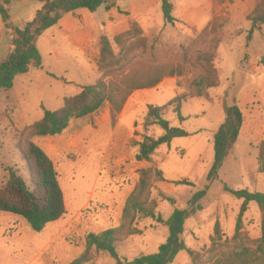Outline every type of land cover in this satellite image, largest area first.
<instances>
[{
  "label": "rangeland",
  "instance_id": "rangeland-1",
  "mask_svg": "<svg viewBox=\"0 0 264 264\" xmlns=\"http://www.w3.org/2000/svg\"><path fill=\"white\" fill-rule=\"evenodd\" d=\"M172 1L191 15H200V22L206 24L197 27L181 21L174 11L179 21L168 24L161 5L154 0H129L122 13L105 7L86 10L90 17H85V25L69 14L73 27L57 24L38 38L43 67L17 76L9 93L0 90V184H4L9 177L7 167L18 168L27 177L20 148L31 126L43 117L44 108L57 110L82 86L123 73L133 72L143 81L165 76L161 86L136 90L116 122L107 105L73 121L62 135L33 138L56 166L66 213L37 232L23 217L0 211V264H70L85 251L89 233L121 224L126 201L139 184L143 168H157L165 177L152 183L157 213L167 219L176 206L186 209L191 197L208 184L215 157L214 134L226 117L224 103L238 104L245 123L218 179L209 184L201 201L203 209L185 223L183 238L194 255L183 250L172 264H215L223 251L237 246L232 239L243 201L226 192L224 185L264 192V173L259 170L264 141V23L251 33V19L259 17L255 11L261 0ZM40 6L38 0H12L13 25L23 28ZM141 6H147V11L142 12ZM91 22L106 23L99 28ZM132 22L138 23L142 34L123 37L117 45L114 38L131 29ZM76 30L93 37L83 42ZM104 35L112 40L120 62L101 69L97 62ZM13 37V30L7 29L0 17V60L11 51ZM208 55L214 56L213 65ZM198 79L213 87L206 86L200 95L194 86ZM175 98L179 102L166 108L164 118L190 134L161 145L151 161H138L135 141H142L144 135L158 138L164 134L159 126L145 127L148 106H165ZM177 104L184 122L175 112ZM179 180L192 185L176 184ZM168 197L174 198L176 205ZM217 221L223 240L213 248L211 237ZM135 227L139 233L116 244L123 262L156 253L169 235L168 227L152 218L138 219ZM242 237L239 243L247 246L261 237V214L255 202L249 204L244 216ZM91 255L88 264H118L108 253L92 251Z\"/></svg>",
  "mask_w": 264,
  "mask_h": 264
},
{
  "label": "trees",
  "instance_id": "trees-1",
  "mask_svg": "<svg viewBox=\"0 0 264 264\" xmlns=\"http://www.w3.org/2000/svg\"><path fill=\"white\" fill-rule=\"evenodd\" d=\"M42 7L37 11L35 18L28 21L23 28L14 26L11 21L10 8L12 0H0V17L7 29H12L11 51L0 60V90L9 93L15 85L17 76L26 74L31 68L41 69L43 58L37 45L38 38L48 29L57 25L65 14L78 9H87L91 12L105 7L107 10L117 7L119 0H38ZM165 22L175 24L178 19L174 16V5L171 0H161ZM120 10V9H119ZM255 12L259 17H254L252 30L264 23V0H261ZM142 34V29L137 22H132L131 29L116 36L114 42L122 44V38H132ZM213 55H208V62L213 65ZM120 62L114 51L112 40L104 35L100 39V56L98 66L101 69L112 67ZM149 77L146 81L138 75L129 72L121 77L110 80L101 79L95 84L84 85L79 93L64 100V104L57 110L44 108L43 117L30 128L29 137L20 148L21 159L24 163L23 170L27 177H23L20 170L7 167L8 181L0 184V211L9 212L23 217L37 232H42L45 227L60 220L66 213L64 191L61 187L56 166L46 151L33 141L34 137H55L62 135L75 120L87 118L109 105L113 122H116L131 95L139 89L154 88L164 78ZM195 89L201 95L206 86L213 87L207 80L198 79L194 83ZM178 98L170 101L165 106H148L145 117V127L159 126L164 134L158 138L144 135L142 141H135L138 146L136 159L138 161H151L154 152L163 144L170 145L173 139L186 137L190 133L182 127H174L164 118L167 107L178 103ZM226 117L214 134V162L207 175L206 188L196 192L188 202L186 209L175 207L172 215L165 219L157 213L158 203L152 196V183L156 180L164 181L163 172L157 168H143L140 171L139 184L128 197L118 227H112L100 232L89 233L86 237L85 251L70 264H88L92 260V251L105 252L118 261V264H172L177 255L187 250L190 255L194 252L189 249L183 238L187 219L203 209L201 201L207 195L210 183L219 177V172L224 161L229 156L236 144L241 129L245 123V115L238 104L223 105ZM181 122L185 121L181 106L175 107ZM259 170L264 173V141L260 145ZM176 184L192 185L188 180L176 181ZM224 190L235 198L242 200V205L237 217L234 241L237 246L229 252L223 251L222 258L215 264H264V192L250 191L248 189H233L224 185ZM176 205L174 198H166ZM255 202L261 214V237L252 246L242 242L244 216L249 210V204ZM140 218H152L157 223L168 227L169 235L154 254L142 255L133 261L123 262L117 252L116 244L122 242L129 235L139 233L135 223ZM223 240L221 224L216 222L214 235L211 237L213 248ZM228 239H226L227 241ZM225 241V242H226Z\"/></svg>",
  "mask_w": 264,
  "mask_h": 264
},
{
  "label": "crops",
  "instance_id": "crops-1",
  "mask_svg": "<svg viewBox=\"0 0 264 264\" xmlns=\"http://www.w3.org/2000/svg\"><path fill=\"white\" fill-rule=\"evenodd\" d=\"M128 1L129 0H119V2L117 3V7H115V8H112V9H114V10H117L118 12H120V13H122V10H123V4H126V3H128ZM157 4H158V6H160L161 5V0H154ZM172 1V0H171ZM172 3H173V5H174V12L176 13V14H178L177 16L178 17H180V19H181V21L182 20H185V21H187V22H190V23H192L193 25H196L197 27L199 26H201V25H205V24H203V23H201L200 22V15H198V16H193V15H191L188 11H186V9L185 8H183L182 6H177L173 1H172ZM40 8H41V6H40ZM39 8V9H40ZM112 9H110V10H112ZM120 9V10H119ZM86 10L87 9H78V10H76V11H74V12H71V13H67L61 20H60V22L58 23V24H60V26H62V27H64L65 29H68V28H71V27H73V24H74V19H73V17H71L69 14H72V16H74V17H76V18H78L79 19V21H80V23H81V25H85L84 24V19H85V17H87L88 19H89V17H90V15H88L87 13H86ZM141 10H142V12H146L147 11V6H141ZM176 17V16H175ZM118 18V16L117 17H112L111 18V21L110 22H112L113 21V19H117ZM177 18V17H176ZM134 19H138L137 17H135ZM178 19V18H177ZM139 20V19H138ZM178 21H179V19H178ZM177 21V22H178ZM110 22H107V24H109ZM94 26H96V27H99L100 28V26L102 27L106 22H103V23H101V24H98V23H93V22H91ZM110 25V24H109ZM75 29V28H74ZM76 32V35L81 39V41H83V42H88L89 40H91V38L93 37L91 34H88V33H86V32H82V31H80V30H76L75 31ZM163 84V82H161L158 86H161ZM131 97H132V95H131ZM130 99V98H129ZM129 101V100H128ZM128 103V102H127ZM127 105V104H126Z\"/></svg>",
  "mask_w": 264,
  "mask_h": 264
}]
</instances>
